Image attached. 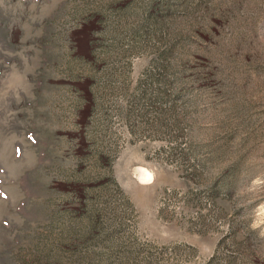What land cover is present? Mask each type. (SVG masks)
I'll list each match as a JSON object with an SVG mask.
<instances>
[{"label":"rangeland","instance_id":"1","mask_svg":"<svg viewBox=\"0 0 264 264\" xmlns=\"http://www.w3.org/2000/svg\"><path fill=\"white\" fill-rule=\"evenodd\" d=\"M0 264H264V0H0Z\"/></svg>","mask_w":264,"mask_h":264}]
</instances>
